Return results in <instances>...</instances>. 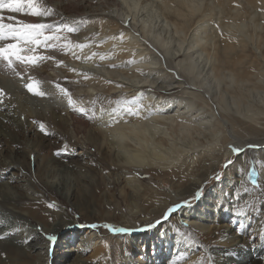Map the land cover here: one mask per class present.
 <instances>
[{
    "label": "bare ground",
    "instance_id": "1",
    "mask_svg": "<svg viewBox=\"0 0 264 264\" xmlns=\"http://www.w3.org/2000/svg\"><path fill=\"white\" fill-rule=\"evenodd\" d=\"M52 1L41 0L54 10V15L46 18V22L68 20L71 16L67 9L73 0H60L59 5ZM74 2L79 6L82 2H88L90 6L99 3L98 6L102 8L107 6L105 12L108 13L100 19L106 24L103 27L109 28V33L107 32L108 35L101 38L95 47V50L102 52L107 58L100 60L95 56L90 61H83L70 57L64 60L68 66L65 69L69 72L67 76H70V79L71 77L75 78L74 81L79 79L76 78V73L68 70L70 67L91 74L90 80L84 81L81 77V83L77 84L80 94L84 92L87 95L90 90H101L98 91L100 94L98 105L87 106L88 103L77 97L78 103L83 102L85 107H95L96 115L92 118L94 122L87 118L92 115L91 112L84 115L73 111L66 99L56 92L54 82L61 83L70 92L71 90L70 86L64 85L63 79L50 72L54 70L55 65L33 66L25 75L24 82H27L28 76L40 82V90L47 93L43 97L28 92L19 77L8 74L4 63L0 65V86L7 88L11 95L15 96L18 104H30L26 109L29 116H34V112L40 106L44 115L49 118L48 121L56 123L57 118L65 121L63 116L61 117L65 109V112L71 115L67 122L87 128L82 138H85L89 149L94 148L99 152L103 151V147L107 149L108 155L105 156L109 162L103 161L101 166L111 175L123 174V198L134 211L133 223L128 225L130 231L135 232L149 225V222L156 218L149 214L164 212L176 204H183L189 197L199 192L201 186L219 168L223 160L234 155L229 147L233 144L244 148V151L238 157V163L230 167L229 173L241 179L243 171L250 164L249 156L254 155L255 178L261 187L264 207V11H261L264 9V0H74ZM88 5L87 7H90ZM2 12L5 23H12L7 19L10 15L25 22H40L39 18L24 13H11L7 9ZM88 13L89 18L93 19V12L90 10ZM86 14L81 12L79 16ZM128 17L132 20L131 27L123 22ZM217 24L219 28L216 27ZM133 29L138 31L140 36L133 34ZM121 32L125 34L124 39L119 38ZM49 52L57 56L59 51ZM83 52L86 54L88 51ZM133 52L137 62L129 65L126 61L133 59ZM141 57L144 59L141 60ZM113 64L117 67H111ZM107 80L113 82L105 83ZM118 84L122 87H117ZM176 88H179L178 92H170ZM119 91L132 92L134 97L144 92L141 100L144 111L140 118L125 117L128 123L121 120L120 123L108 127L110 117L107 114L101 116L99 109L104 107L110 110L116 107L114 97ZM150 109L154 114L149 115ZM14 110L11 112L7 107L0 106V168L4 171L13 168L16 163H24V159L23 154L19 153L22 151L19 148L11 149L9 155L10 149L2 148L1 136L16 140L17 146L20 147V139L28 140L26 134L34 133L37 129L35 128L37 123L32 121L29 123L31 126L25 129L24 123L17 120ZM57 111H61L60 117H56ZM145 115H148V119L142 118ZM223 119H226L227 123ZM117 133L126 138H114ZM5 141L4 139L3 142ZM71 141L72 147L81 144L78 139L71 138ZM248 144H257L260 147L251 150L247 147ZM201 146L204 149L197 151ZM209 149H215V152L210 153ZM37 151V148L33 149L34 157ZM215 153L212 162H216V165H208L207 162L210 160L208 155ZM85 154L87 155V150ZM62 160L72 163V158ZM72 167H75L74 164ZM88 170H92L91 167H88ZM90 172L91 176H97ZM143 175L151 176L158 182L152 179L148 183L144 182ZM228 183L227 178H222L211 186L198 203L188 207L182 206L172 212L167 221L165 220L166 223L139 237L143 245L151 242L154 246L157 244L156 253L161 262L170 258L173 252L189 249L191 243L188 241H193L194 245L205 248L196 264L210 262L209 254L213 251H209L206 242L221 237L217 228L211 227L213 222L211 219L221 220L232 211L226 207L225 213L218 215L216 206L220 204L221 199L216 201L214 192L217 186L218 190H221L222 187H228ZM13 184L9 181L5 183L0 181V210H3L0 218H3L6 212L13 224L3 225L0 220V264H47L50 261L48 258L53 243L56 242V249L53 250V253H56L57 247L61 244L60 240L68 244L71 243L72 236L74 241L80 242L78 251L94 246L90 259L92 262L97 258L101 261L111 260L106 264H114V252L121 247L114 249L113 246L116 244L111 235L107 240L101 230L90 226L91 228L86 229L85 237L81 236L75 229L79 225L69 217L68 211L65 213V209H59L56 203L55 207H49L54 200L59 201L57 194L51 192L47 195L35 180L28 184L30 188L28 185L23 187ZM101 184L103 183L96 177L94 181L77 178L76 193L71 194L76 195L84 209L80 207L81 211L78 210L84 220L90 221L91 224H95L94 219L97 215L101 223L103 220H111L108 214L104 213L107 209L114 212L113 217L116 220L119 218L117 209L109 203L102 205V211L94 207L95 196L101 197ZM159 184L164 186L170 184L174 191L177 190L178 197L169 191H161ZM56 186L64 188L61 181ZM241 187L239 184L233 194L239 200L234 198L233 202L239 203L233 209H241V206L248 205L251 207L255 202V199L251 201V198H241L245 191V188ZM33 189L40 191L41 195L29 194ZM157 204L162 206L159 207ZM159 208L162 210L158 211ZM143 212H147L145 214L147 218L143 217ZM179 212L192 227L187 228L179 222L177 218ZM33 219L39 220L42 226L40 229L27 223ZM69 229L71 230L68 232ZM259 231L264 232V228L258 226L256 233ZM45 233L54 236L55 239L43 240V236L46 237ZM68 234L70 241L66 237ZM153 238L157 241L155 242ZM172 243L178 247L176 251L171 248ZM246 244L247 242L243 246ZM261 246L264 249V240ZM124 248L130 251L133 247L126 243ZM73 251L74 257L78 256L75 247H71L66 252L69 253L68 256L62 257L63 262H69ZM220 251L219 248L215 250L218 257L220 254L225 255L224 262L221 257L222 264H237L239 261V257L235 258L230 254L229 258H234L235 262H226L228 251L224 253ZM236 253L234 254L238 255ZM157 263L156 259L153 260V264ZM249 263L264 264V256L253 258Z\"/></svg>",
    "mask_w": 264,
    "mask_h": 264
},
{
    "label": "rangeland",
    "instance_id": "2",
    "mask_svg": "<svg viewBox=\"0 0 264 264\" xmlns=\"http://www.w3.org/2000/svg\"><path fill=\"white\" fill-rule=\"evenodd\" d=\"M59 1L60 0L58 1L53 0L52 2L55 3L56 5H59L60 4ZM82 3H80V6L78 3L76 4L74 0H73V3L71 2V5L69 3L67 10H68V13L70 14L69 16L71 17L68 18V20H65L64 22H68V23L78 26L79 31L76 33H69L67 35L73 43H77V42L87 43L88 41H92L91 46L83 50L85 52L88 51L87 53L89 55H91L93 52L102 54V52L95 50V47L97 46V43L101 41L100 39L101 38L103 39L104 36L108 35L109 33V28L103 27V25H106V24L102 22V20L100 19L101 16H105V14L108 13V12H105V10H107L106 8L107 6L102 8V6H98L99 3H95L91 5L97 6V7H92L88 5V2H82ZM83 5L84 6L86 5L85 8H83L84 7ZM87 5L90 7H87ZM90 10L91 12H93V16H94L93 19L89 18L88 12H90ZM81 12H85L88 15L86 14L85 16L80 17L79 13ZM100 12H103L104 14ZM96 18H98L99 21H97ZM41 19L42 18H39L40 22H41ZM45 22H46V18H45ZM85 38H87V40ZM39 51L38 52L40 54L54 56L53 53L51 54V52H49L52 50L45 51L43 49H39ZM83 54L86 55L84 52ZM88 54L86 56H89ZM55 57L57 60H63V61L66 59H70V57L72 58L71 54H65L61 51H59L57 53V56ZM98 58H99V55L96 56V59ZM2 63L3 62H0V65ZM49 64L51 66L55 65L54 70L52 68H51L52 70H50V68H48V70H50L52 74H55L59 78L63 79L64 82L66 83V84L64 83V85L70 86V90L73 94L74 99L78 101L77 97H79L80 100L82 99L84 100V102L88 103L87 106H91L92 101H95L96 105L99 104L100 99H98V96L100 94H98V91H101V90L100 89L97 91L90 90L89 94H87L88 98L84 92L80 94L77 84L81 83L82 81L80 80L81 77L76 75V78L77 79L79 78L78 79L79 82L75 83L74 82L75 78L71 77L70 79V76H67L69 72L67 71V69H65L64 66H60L59 67L60 70H59V68L56 66V64L53 61L51 62L45 61L41 63L40 65H36V66L42 67L41 65L46 66ZM32 69L33 68L29 67L27 70V73H29ZM17 70H19V67ZM7 71L9 75L13 74L11 70L8 68H7ZM101 81H104V79H101ZM3 89H4V96L0 98V106L7 107L8 109H10L11 112L13 109H15L14 112L16 113L17 120L20 123L22 122L24 123L25 129L28 126H31L30 121L37 123L35 125V128L37 127V129L34 131V133L30 132V133H27L28 135L26 134L25 137L28 140L20 139V142H19L20 147L17 146L16 140L14 139L9 140V139H6L4 136H1L2 148H7V150L10 149L9 150L10 152H8L9 155L11 153V149L19 148L20 150H22V151H19V153L21 155L23 154L22 159H24V163H16L13 168L6 169L5 171L1 170L0 168V181L4 183L9 181V183L10 182L14 183L13 186L19 184L24 187L25 185H28L30 182H33V180H35V182L42 188V191H44L47 195H49L51 192L57 194L59 197V201L54 200L53 202L57 204L59 209L61 210L65 209L64 210L65 213H67L68 211V213L70 214L69 217L71 219H74L75 223L79 225L75 227L76 231H79L80 235L85 237V235L87 234L86 229L91 228L90 226L92 224L90 221L84 220L80 212L81 208L82 210L84 209L81 206L80 202L77 200L76 195L73 196L71 194L73 192L74 194L76 193L75 188L77 184V178L89 179V180L94 181L96 177L103 184H101L100 186L101 197L95 196L94 207L102 211L103 210L101 208L102 205H104V203H109L111 206L117 209L119 218L116 220L113 217L114 212L111 209H107L104 213L108 214V217L111 220H103V222L101 223L98 221L99 215H97L98 218L95 217L94 219L95 224H98V225L112 224L116 227L124 226V228L129 229L128 225L129 224L131 225L133 223L132 214H134V211H132L131 206H128L127 201L124 200L123 198V187H124V181L122 179L123 174L111 175L110 172H106L105 168L101 166V162L103 161L106 163L109 162L107 160L108 158L105 156L107 154L106 153L107 149L103 147V151H102L103 154L101 151L99 152V150H96V149L94 150V148L89 149L87 142L85 141V138H82V134L85 133V130H87V128L83 126L81 127L80 125L77 126L75 124H70L69 122H67V120L68 121L70 120L71 115H68V113L65 112V109H63V113H61V111H57L55 114L56 117L57 116L60 117V113H61V117L63 116V119L65 121H62L59 118L56 119L57 121L56 123L55 122L53 123L52 121H48L49 118L44 115L45 113L42 111V108L40 106L37 107L36 109V112H38V114L36 115V112H34L33 114L34 116L30 115L31 116L30 117L29 113H27L26 111V109L29 108L27 106H29L30 104L29 103H25V104L19 103L18 104L17 101L15 100V96L11 95L10 91L7 88L3 87ZM84 89L86 90L87 86H85ZM147 89H149V87ZM178 91H179V88L170 90V92H173V93H176ZM121 92L122 91H119L116 93L114 97L115 102L121 101V100L123 101L126 99H131L132 97H134L132 92L131 93L126 92V91L123 93ZM89 97L91 99L93 98V100H89L90 99ZM117 98L119 100H116ZM109 99H110L109 101L112 100L111 97ZM97 101L99 102L97 103ZM116 106H117V103H116ZM49 113L51 112L49 111ZM78 116H80V114ZM87 118L90 121H93L92 118H89V117ZM223 121L227 123L226 119H223ZM41 123H43L45 126V130L43 131L40 129V126H39ZM78 132H81V133H78ZM71 138L78 139V141L81 144L79 146L72 147ZM4 139L6 140L5 142H3ZM35 148H37L38 151L35 152V157H34L32 153H33V149ZM203 149L204 147L201 146L199 149H197V151L203 150ZM250 149L252 150V148ZM86 150H87V155L85 154ZM209 152L214 153L215 149H209ZM241 153L238 155L232 154L229 157H226L221 163V165L219 166V168H217L213 172V174L210 176V178L206 180L205 183L201 186V189L199 190V192L202 191L203 194L199 196L198 199H193V197L196 196V194L198 193L197 192L196 194H193V196L189 197L187 200V201H191V204L189 206H193L194 204L198 203L199 199L206 194V192L211 188L212 185L217 184L218 181L222 180V178H227V180H229L228 187H225V188L222 187L221 190H218V186H217V189L214 192V196H215L214 199H216V201H219L221 199L220 204L216 206L218 215L224 214L226 207L230 208V210L232 211L231 213L224 216L223 219L221 220L215 221L217 218L211 219L213 221L211 227L217 228V231L220 232L221 237L220 239L213 238L209 240L208 242H206L210 248L209 251H213V252L209 254L210 262H206L205 264H212L213 262L217 264L218 263L222 264V261L224 262L225 255L223 256L220 254V256L218 257L217 253L215 252V250L218 248L221 249L220 251L221 253L228 251V254L226 256V262L228 261L229 263H233V261L235 262L234 258H231V259L229 258L230 254L233 255V257L235 256L239 257V261L237 262V264H250L249 261L251 259L256 258V257L261 258L264 256V249L261 246L262 240L257 239L255 242H253V240L251 239L249 235L250 232L253 234H257L256 228H258V226L260 228H264V207H263V202L261 199V187L258 185L257 179H256L257 185L255 186L252 185L251 178L249 175L251 172L255 171L254 155L249 156L250 164L246 167L247 169L243 171L241 179H239V176H232L229 173L230 167L238 163V157L242 155ZM205 154H209V153L205 152ZM214 155H216V153L208 155V159H210L208 160L209 162H207L208 165H211V164L216 165V162L214 161L212 162ZM198 157H201V156H198ZM64 158H69V159L72 158V163H69L68 160L66 161L62 160ZM228 160H232L233 163L229 164L227 167H224V165L226 164ZM72 164H74L75 167H72ZM88 167H91L92 170H88ZM90 171L93 172L92 174H95L97 176H91ZM217 176H219V179H217ZM151 179L154 180L155 182H158L156 181V179H154L151 176L143 175L144 182L148 183L150 182ZM24 180H29V181L26 182ZM60 181L63 183V186H64L63 189H60L58 186H56L58 182ZM239 184L242 185L241 188H245V191L242 194L241 198L242 197H245L246 199L251 198V201L255 199L256 203L253 202L251 207H249L248 205V207L241 206V209H233V207L237 203H239V202H233L234 198L238 200L236 195H233V194L235 190L237 189V187L239 186ZM28 187L30 188V185H28ZM159 188L161 191H169L174 196L178 197L177 190L174 191L175 189L172 188L170 184H165V186L159 184ZM33 190H31L29 194L33 196L41 195L40 191H35V190L33 191ZM157 205L159 207L162 206L159 204ZM242 209H249V211L245 215L237 214ZM160 210L162 209L159 208L158 211ZM2 211L3 210H0V215L3 213ZM143 213H144L143 217L147 218L148 216L145 215L147 212H143ZM149 216H153V218L156 217L154 218V220L150 222L148 221L149 225H152V226L149 227V225H147L146 227H143L142 229H139L135 232L128 231V232L119 233V232H113L110 229H107L104 227L96 228L97 230H101V232H103L105 239L108 240L109 235L113 237V241L116 244V246H113L114 249L121 247L120 250H117L116 252H114V256H113L114 264H153V260L155 259L156 261H158L157 264H196V261L199 260L200 257H202V254L205 251V248L197 244L194 245L195 242L193 241L192 242L188 241L189 243H191V246L189 245L190 246L189 249H185L184 251L181 250V252L180 251L173 252L170 258L167 255L168 258L159 262L160 259L159 257H157L158 253H156L158 250L157 244H155L154 246L153 243L151 242L149 244L143 245V242L141 239H139V237H142L144 234L150 233L151 231H153L155 228H157L160 225L162 226V224L166 223L165 220L167 221V219L170 217V214L168 213V209H166L164 210V212L163 211L159 213L154 212L153 214H149ZM8 217H9V214L4 212V217L0 218V220L2 221L3 225L8 223V226H12L13 225L12 220ZM177 218H179V222H181V224H184L185 227L187 228L192 227V225L188 221L185 220L184 216H182L180 212L178 213ZM240 219L245 220V222H241ZM157 221H159V223H157ZM27 223L34 227L37 226L36 227L37 229L38 228L40 229L42 227L41 223L37 219L31 220V222L27 221ZM70 230L71 229H69L68 232ZM258 233H260V231ZM45 235L46 237L52 236L46 233ZM46 237L43 236V240L48 241L49 239ZM66 237H68L69 239V234ZM73 238L74 237L72 236L71 237L72 241L71 243H68V244L66 243L64 244L63 240H60L61 244H59V246L57 247L56 253H53V250L56 249L55 247L56 242L53 243L52 250L48 258V260L50 261L47 262V264H77L78 263L77 261L81 262V264H106L111 261V260L109 261L108 259H107L108 261L104 259H102L101 261V259L96 258V259H93L95 262L94 261L92 262V260L90 259H92L91 255L94 252V246L78 251V245L80 242L76 240L74 241ZM68 239H66V241ZM153 239L155 240V242L157 241L156 238H153ZM161 242H163V239ZM246 242L247 244L243 246ZM126 243L133 247L130 251L124 248ZM71 247H75L76 249L75 253L78 256L75 258L73 254L74 251H73L72 252L73 256L69 257L71 260L68 258L69 262L67 263L65 261L63 262L62 257L68 256L69 253H66V252ZM171 248H173V250L176 251L178 247H175V243H172ZM235 252H237L236 254L240 256L235 255L234 254ZM224 264H227V263H224Z\"/></svg>",
    "mask_w": 264,
    "mask_h": 264
},
{
    "label": "snow or ice",
    "instance_id": "3",
    "mask_svg": "<svg viewBox=\"0 0 264 264\" xmlns=\"http://www.w3.org/2000/svg\"><path fill=\"white\" fill-rule=\"evenodd\" d=\"M126 6V5H125ZM239 7V5H237ZM7 9L11 13H24L25 15L31 17L42 18L41 22L30 23L25 22L23 20H17V17L14 15H10L7 17L8 20L12 21V23H5V17L3 15L2 10ZM264 11V9H261ZM54 15V10L51 7L46 6L41 0H0V62L4 63V66L11 70V72L20 78L23 86L28 90V92L37 96H45L47 93L45 91L40 90L39 81H36L34 77L28 76L27 82L25 81V75L27 74V70L29 67H33L39 65L45 61H53L57 67L64 66L68 67L64 64L63 60H57L55 56L40 54L37 52V49L47 50H57L61 51L65 54H71V56L75 60H83L90 61L93 57L99 55L100 60H105L107 57L102 54H98L93 52L90 56H86L83 54V50L89 48L91 46L92 41H88L87 43H73L67 34L76 33L79 31L78 26L68 23V22H45V18L52 17ZM126 26H132L131 17H128L126 21H123ZM219 28V25H216ZM133 32L136 36H140L138 31L133 29ZM222 34V33H221ZM125 34L123 32L120 33L119 38L124 39ZM87 40V38H85ZM141 60L144 57L140 58ZM137 61L135 59V53L133 52V59L126 61L127 64H135ZM99 67V65H96ZM19 67L20 70H17ZM111 67L115 68L117 65L113 64ZM70 72L76 73L77 76L82 77L84 81L90 80L92 77L87 72H82L78 70L76 67L68 68ZM137 71H142L141 69H137ZM79 82V81H74ZM113 81L107 80L105 83L111 84ZM56 92L66 99L68 106L76 112H79L84 115H89L91 112L92 115L89 118H94L96 115L95 107L88 108L85 107L83 102L78 103L76 99L73 98L72 92L69 91L67 87H64L59 82L53 83ZM117 87H122V85H117ZM4 96V89L0 87V98ZM144 97V92H140L137 96L132 97L130 100L117 101V106L111 108L110 110H106L104 107L99 109L100 115L103 116L107 114L110 117V120L107 124L108 127L112 125L120 123L123 120L124 123H128V120L125 117L140 118L142 112L144 111V105L141 103L142 98ZM93 105L95 101L91 102ZM154 114L151 109L149 110V115ZM143 119H148V115L142 117ZM40 129L45 130V126L43 123L40 125ZM117 139H125L121 133L115 134ZM232 152L234 154H240L244 151V148L229 145ZM248 148H258L260 145L257 144H249ZM66 151V149H65ZM59 154V153H57ZM233 163L232 160H228L224 167H227L229 164ZM139 175V173H137ZM252 185H257V180L255 178L256 172L253 171L250 174ZM219 179V176H217ZM203 193L198 192L193 199H198ZM191 201H184L183 204H176L172 208L168 209V213L171 214L175 210L179 209L182 206H189ZM55 203L49 204V207H55ZM249 209H242L237 214L245 215ZM167 218V217H165ZM159 223V221H157ZM152 225H149L151 227ZM92 228H100L104 227L110 229L113 232H128L130 229L124 227H116L112 224H92ZM253 242L257 239L264 240V232H260L257 234L249 233ZM49 240H54V236L47 237ZM27 243V241H25Z\"/></svg>",
    "mask_w": 264,
    "mask_h": 264
}]
</instances>
